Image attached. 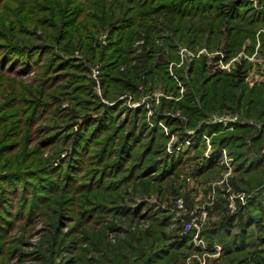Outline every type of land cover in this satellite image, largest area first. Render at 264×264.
Returning a JSON list of instances; mask_svg holds the SVG:
<instances>
[{
    "label": "rangeland",
    "instance_id": "rangeland-1",
    "mask_svg": "<svg viewBox=\"0 0 264 264\" xmlns=\"http://www.w3.org/2000/svg\"><path fill=\"white\" fill-rule=\"evenodd\" d=\"M28 1L0 0V47L10 43L46 44L47 61L54 57L72 58L74 66L69 63L68 69L53 70L52 77L58 78L47 88L40 80L45 66L36 65L33 70L21 68L22 71H18L20 65L12 69L0 67V264H264V259L260 263L249 260L250 248L237 251L232 246L227 250L221 234L216 232L224 215H236L248 206L254 174H244L238 170V164L250 155L247 152L253 144L251 135L246 136L241 127L252 124L260 129L261 121L229 109L201 110L204 105L193 88V79L199 83L200 73L205 78L213 77L233 73L241 65L247 70L246 87L264 86L261 52L264 24L255 25L253 37L245 39L232 53L225 36L227 18L219 19L216 14L208 22L188 19L191 43L167 37L175 27L165 19L159 20L156 34L159 39L155 44L162 51L155 56V63L160 72L150 76L149 84L139 83L135 90L112 96L104 74L110 58L104 63L102 55L109 46L111 28L103 26L94 34L92 46L100 51L96 58L78 50L69 54L62 50L64 46L71 48L70 43L66 44L69 40H58L56 18L30 12ZM66 2L67 9H73L74 13L84 9H89L87 13L94 11L90 1ZM248 2L252 9H264V0ZM44 17L49 22L40 20ZM211 22L216 23L222 34H210ZM142 38L133 44L134 48L139 47L137 53L143 50ZM196 39V44H192ZM13 57L10 61L16 64ZM33 62L36 63L35 58ZM87 87L90 95L107 107L121 101L114 127L127 117L131 124L138 112L142 122L158 129L157 151L144 152L149 143L145 136L133 147L132 157L125 158L114 171L112 166L119 159L122 138L114 139L108 149L106 136L102 134L100 144L93 143L92 148L80 151L74 167L69 169L68 158L73 141L78 138L75 135L80 132L83 113L90 110L88 115H96L92 105L78 107L80 100L83 103L93 100L87 96ZM188 93L197 97L200 110L197 115L180 108ZM37 101L50 103L47 110L40 113L35 107L33 113ZM166 117L178 122L171 124ZM189 124L197 127L191 128ZM202 124L204 128L200 130ZM208 125L222 127L208 133L205 131ZM182 131L186 136L181 137ZM224 134L237 137L233 146L215 149L214 138ZM199 143L202 145L188 150ZM180 151L187 156L173 175L160 176L162 172L157 168L154 172L147 169L153 167L150 162L161 157V153ZM214 157H221L218 165L199 174L200 162ZM65 171L74 180L64 185L58 175ZM11 173L19 177L11 181ZM51 179L63 183V190L56 192L49 188ZM31 205L36 208L33 214H29ZM228 228L231 231L233 226ZM260 230L253 227L248 241L257 242L264 249V231ZM185 233L189 234V244L182 248L175 262L177 250L170 248V244ZM164 250L170 251L169 254L157 258Z\"/></svg>",
    "mask_w": 264,
    "mask_h": 264
},
{
    "label": "trees",
    "instance_id": "trees-1",
    "mask_svg": "<svg viewBox=\"0 0 264 264\" xmlns=\"http://www.w3.org/2000/svg\"><path fill=\"white\" fill-rule=\"evenodd\" d=\"M36 1L40 2V4ZM85 1H90L89 3L94 5V7L91 6V9L94 11L87 13L86 10L89 9H84L83 11L78 10L74 13L73 9H70L69 7L67 9L66 0H29L27 6L29 7L30 12H43L44 14H51L54 18H56L54 19V22L56 23L55 27L58 26V33L60 34L58 40L60 38L64 41L67 39L69 40L68 42L66 41V44H71V50L68 46H64L62 49L67 50L69 54H74V52L78 50V52H86L96 58L100 51L92 46V42L94 40L93 36L98 33L103 26H109L111 28L112 36H110L108 43L109 46L104 48L103 52H101L102 55H104V63L108 61L105 60L106 58H110V61H108L109 65H107V69L104 71V74L107 78L105 83L108 87V92L112 90V96L120 91H129L130 89L135 90L139 83L147 85L149 84L150 76H155L157 72H160L158 64L155 63V56L162 51V49L159 50V45L155 44L156 39H159L158 35H156L159 31V20L162 21L165 19L168 25L170 24L175 27L172 31V35L167 37H178L177 39L179 40H183L185 42L188 40V42L191 43L189 36H192V34L189 32L190 25L188 24V19H194L197 22L202 20L208 22L216 17V14L219 19L221 17L227 18L225 21L227 27L225 30V36L228 40L227 46L231 48L232 53L236 52L241 47L245 39L253 37L254 33L257 31V27H255V25L264 24V9H252V5H250L248 0ZM44 18L45 19L40 20L43 22L47 21L48 18ZM231 21L233 23H231ZM209 27L210 34H214L216 32L222 34L223 32L222 30L220 31V29L217 31L216 23L214 22H211ZM207 28L208 26H206V30ZM143 34H145V37H143L145 44L140 46L143 49L142 52L137 53L139 47L134 48L133 44L140 40L142 38L140 36ZM174 34L175 37L173 36ZM196 41L197 39L193 40L192 42L195 43L192 44H196ZM46 47V44L35 46L20 44L13 45V43L7 45L3 44V47H0V67L3 66L8 69H12L14 65H20V68H18V71H20L21 68L28 70L31 68L33 70L36 65L45 66V68L43 67L44 70L42 73V79H40L41 85L45 88L52 86L58 78L56 76L52 77L53 70L58 67L60 68L59 71L68 69L70 65L69 63H71V66H74L72 63L74 60H72V58L56 59L54 57L52 60L47 61L44 56V49ZM68 52L66 54H68ZM261 52L264 55V38ZM13 54L15 57H13ZM11 57L16 60V64L15 62L10 61ZM33 58L36 59L35 64L33 62ZM56 60L57 62L60 60L62 61L55 64L54 61ZM43 63L45 65H42ZM246 76L247 70L245 65H241L238 70L233 73H219L213 77L205 78L200 73L198 75L200 80L199 83L195 82L196 79H193L195 80L193 88L199 93V102L204 105L201 110L229 109L243 113L245 112L247 116L251 118L254 117V119L261 121L260 129H257L252 124L243 125L241 127L246 130V136L248 134L251 135V142L253 144L247 152L250 155H247L246 158H242V161L238 164V170H242L241 172L244 174H254L253 185L249 188V190H252V193L248 200V206L242 208L236 215H224L218 222L216 230L217 233L221 234L224 245H227V250L232 248V246H234V250L237 251H243L250 248V251L248 252L249 260H254L256 263H260V261L264 259V249L258 247L257 242L249 243L250 241H248V238L251 235L250 230L253 227L258 229L261 228L260 231H264V149L262 150L264 147V86L256 85L252 88L246 87V85H244L246 82ZM108 92L106 96L111 99ZM86 93L87 96H91L88 87L86 89ZM91 97H93V95ZM196 98V95L188 93L182 101V104H180V108L187 114L197 115L200 110L198 108ZM88 101L91 103H83L80 100L78 107L81 105H92L96 115H88L90 114V110L88 111V114L83 113L84 118L80 125V132L75 135L78 136V138L74 139L70 157L68 158L69 161L67 160L69 169L74 167L80 151L92 148L93 143L94 145L100 144L101 137L99 136L102 134L106 136L108 149L114 143V139L122 138L120 153L118 154L119 159L116 161L117 163L115 162L112 166L114 171L116 169L118 170V168L122 166L121 164L125 161V158L132 157V153L135 150L134 146H136L145 136H147L149 143H147V147L144 149V152H151L152 154L154 151H157L158 147L155 149V144L156 142H159L158 129L152 128L142 122L139 118L138 112L135 113L133 122L131 120V124H129L130 120H128L127 117L124 120V123L122 122L114 127L113 124L118 122L117 116L121 110V101L116 102L112 107L105 106L104 104L98 102V100L94 97L92 101ZM48 104L50 103H47V101H37V106H34V109L32 110L33 113L35 107L40 113L46 111ZM31 114L32 113L29 115ZM168 118L170 117H166V119ZM170 119L172 122L171 124L178 122L173 118ZM188 126L191 128L197 127L195 125L191 126L190 124ZM203 126L204 125L202 124L199 129L201 130ZM221 127V125H208L205 127V131L208 133L212 130L215 131L216 129L220 131ZM199 129L197 130V133H199ZM116 131H119V133L116 134ZM110 132L111 135H108ZM181 135V137L186 136L183 131ZM235 138L237 137L232 134L219 135L214 138V148L232 147ZM201 145L202 143H199L195 146L188 147V150L195 147L197 148ZM107 148L106 145H103L102 149L106 150ZM184 153V151L161 153V157L153 162H150L153 167L146 168L152 172H154V169L157 168L156 170L162 172L160 176L173 175V173L177 171L178 167L183 165V161L187 156V154L184 155ZM147 156L148 155H146V157ZM220 159L221 157H214L206 159L204 162L201 161L200 164L202 165L199 166L198 173L201 174L216 167ZM144 163H147V161ZM160 166H162V168H160ZM82 168L83 165H80V171H83ZM18 175L19 174L11 173L9 175V179L12 181L15 177H19ZM55 176H57V173L53 174L54 179L57 178ZM54 179L49 180V184L47 186L49 188H54L56 192L63 190V183L65 185L67 182L70 183L72 182L71 180H74L71 177V173H66V171L64 174L58 175V180L60 179V182L63 183H57ZM6 184H9V182ZM10 191L14 192L15 190L10 189ZM29 202L30 199L27 201L26 205H29ZM35 209L36 208L31 205L29 214H33ZM134 211H136V209ZM29 214L27 215V218H29ZM9 215L13 220L14 214L11 213ZM23 217H26V215H23ZM232 226L233 228L230 231L231 228L228 227ZM2 230L6 231L7 229L2 227ZM227 232L229 233L227 234ZM173 240V243L170 244V248L177 250V253L174 252L176 256L175 262H177L179 258L178 255L181 254L180 251L183 247L185 248L189 244V234H181ZM52 249L54 252L55 248ZM169 252L170 251L164 250V252L162 251L163 254H157V258L162 259L165 255L169 254ZM160 254L162 255L159 256ZM49 264H51V262H49Z\"/></svg>",
    "mask_w": 264,
    "mask_h": 264
}]
</instances>
